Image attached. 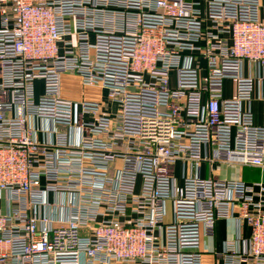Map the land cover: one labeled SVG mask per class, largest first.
I'll use <instances>...</instances> for the list:
<instances>
[{"label": "built area", "instance_id": "1", "mask_svg": "<svg viewBox=\"0 0 264 264\" xmlns=\"http://www.w3.org/2000/svg\"><path fill=\"white\" fill-rule=\"evenodd\" d=\"M260 70L264 0H0V264H204L218 219L210 264H264V182L200 175L264 173Z\"/></svg>", "mask_w": 264, "mask_h": 264}, {"label": "crops", "instance_id": "2", "mask_svg": "<svg viewBox=\"0 0 264 264\" xmlns=\"http://www.w3.org/2000/svg\"><path fill=\"white\" fill-rule=\"evenodd\" d=\"M190 1V0H188ZM244 74H249L248 67H244ZM261 70L254 74V87L251 94V100L249 103V109L252 114V120L254 125H261L264 119V77H261ZM66 96L73 98L74 100L81 99L85 97L87 99H94L99 101L102 110L111 114L112 116L117 110V105L115 102H111L106 98V92L103 89L97 88H81L77 82L76 78L72 79V85L67 84V77L64 78ZM232 81L226 79L224 81L223 95L229 98L233 94ZM248 106V105H247ZM120 161L117 162V165ZM187 166L177 162L173 167V175L178 184L182 182V173L186 171ZM200 175L202 177H216L224 179H235L240 178L247 183H254L258 181L264 182V173H261L257 168L240 166L237 164H221L216 163L209 165L208 163H202L200 167ZM168 219L170 217V203H166ZM244 234H248V228H243ZM236 234V226L233 219H218L214 223L213 234L208 237H204L201 240V250L204 252L203 259L204 264H210L213 259L210 257V252H219L222 248V243L225 240H230L234 238Z\"/></svg>", "mask_w": 264, "mask_h": 264}]
</instances>
